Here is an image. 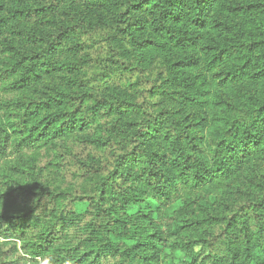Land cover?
Wrapping results in <instances>:
<instances>
[{
  "label": "rangeland",
  "instance_id": "374dc122",
  "mask_svg": "<svg viewBox=\"0 0 264 264\" xmlns=\"http://www.w3.org/2000/svg\"><path fill=\"white\" fill-rule=\"evenodd\" d=\"M179 1L162 0L163 10L153 9L152 15L139 12L141 0H94L101 5L88 0H0V70L12 68L8 83L0 82V135L8 141L0 151V264H42V256L28 254L25 246L54 238L58 213L36 216L44 205L38 200L53 197L51 190L61 183L72 190L67 197L78 196L86 178L107 174L116 149L109 138H118L123 152L148 148L161 153L174 140L172 129L195 144L193 150L202 145L192 170L205 172L208 179L180 183L179 195L164 207L159 197L150 204L129 201L128 196L125 203L115 195L101 201L113 215L110 240L140 253L161 234L166 241L157 244L160 264H207L211 243L227 222L242 230L249 225L251 232L264 228V218L248 213L255 206L259 212L264 200V0H205L199 16ZM160 12L166 14L164 24ZM135 14L140 25L125 39L129 53L123 58L146 84L130 90L98 75L102 60L122 56L103 38V30L116 26L119 17L126 26L127 15ZM178 38H185L187 45ZM11 48L18 54L13 59ZM9 59L12 67L7 66ZM84 60L96 66L80 69L78 63ZM34 72L41 78L28 85L24 80ZM79 84L81 93L76 92ZM50 98L54 105L42 109ZM72 98L79 118L96 107L102 113L93 121L94 131L74 126L53 139L66 159L47 166V159L17 147L25 128L41 131L56 115H65V126H72L67 120ZM39 106L43 112L37 117ZM108 108L114 129L103 120ZM252 117L256 125L249 127L246 122ZM150 123L153 131L141 137ZM240 140H259L261 145L255 144L256 153L215 180L216 146ZM139 187L140 198L154 192ZM91 188L94 184L87 190ZM116 216L121 219L115 221ZM17 221L23 224L16 227ZM64 236L55 237L60 247L56 256L62 254Z\"/></svg>",
  "mask_w": 264,
  "mask_h": 264
},
{
  "label": "trees",
  "instance_id": "16d2710c",
  "mask_svg": "<svg viewBox=\"0 0 264 264\" xmlns=\"http://www.w3.org/2000/svg\"><path fill=\"white\" fill-rule=\"evenodd\" d=\"M88 1L94 3V0ZM170 1L172 0H168V2ZM195 1L196 3H191V0H181L179 4L184 3L186 6L191 7V10L196 12V16H199L201 3L205 0ZM94 4L101 5L98 2ZM137 6L139 7V12L141 9L143 11H149L152 15L155 14L153 9H158L159 12L164 7L162 0H141ZM245 8H250V5L242 8H233V10L237 11L238 9L243 10ZM226 9L228 8L226 7ZM121 14L126 15V12H121ZM127 16L126 26H122L119 17L116 26L114 25L107 30H103V38L110 46L116 45L117 51H121L122 56L112 62L102 60L100 64L102 71L98 77L100 80L108 79L113 82L117 81V84L121 87L135 90L143 87L146 81L134 67L128 66L129 62L123 57H125L126 53H129L128 49L126 50L125 39L140 24L137 14ZM159 18H161L164 24L166 14L160 12ZM178 39L182 41L183 47L187 45L186 42H183L186 41L185 38ZM225 50L226 48L221 51ZM9 51L12 59L15 58V54H17L16 49L11 48ZM2 52L4 53V50ZM234 52L235 50H231V56ZM10 61L11 59H9L7 66L12 67ZM78 65L80 69H89L96 66V64H91V60L80 61ZM11 70L12 68H7L3 70L4 72L0 70V82L3 84L8 83L12 77V74H10ZM119 71L121 72L118 74ZM40 78L41 74L37 72L28 73L24 81L29 85L32 81H37ZM13 84L16 83L14 82ZM82 86V84L78 85L77 93H81ZM54 102V98H50L47 102L40 105L43 109L45 104L48 107H52ZM41 106L36 110L37 117L43 112ZM68 106L71 107V116L67 120L72 122V126H65V122L62 119L65 115H56L48 120L45 128L41 131L33 126L25 128V136L20 140V144L17 147L20 149L26 148V150L34 153L39 160L41 158L44 161L47 159L48 161L45 163L47 166L52 165L55 161L57 163L58 160L60 162L66 159L67 157L53 143V139L58 133L65 129L71 130L74 126L78 127V130L81 132L94 131L95 126L93 121L97 118L98 114L102 113L101 108L96 107L89 109L83 117L79 118L78 115L74 114L79 109H74L75 101L73 98ZM152 106L153 104L147 106L145 112H148ZM109 110L110 108L103 112V120L110 128L114 129V123L111 122L110 116H108ZM253 117L248 118L249 120L246 122V125L249 127L254 124L256 125V120ZM70 118L73 119L70 120ZM154 127L155 125L150 123L149 128H143L140 136L142 137L152 132ZM1 128L2 125L0 124ZM171 132L174 140H168L167 145L164 144L162 147L166 151L161 153L150 152L148 148H137L136 151L133 148L131 149L132 151L128 150V152H123L124 146L120 140L118 138L114 140L109 138L107 142L110 144L114 141L116 149L112 155L113 158L107 174L103 173L95 176V179L92 176L86 178V187L83 188L78 196L67 197L68 190H72L69 185L61 183L55 185L56 191L51 190L54 194L53 197L47 198V201L44 203L42 200H38V203L44 205H42L43 211L41 213L38 212L36 216L41 217V214L45 215L48 211L52 210L58 213V220L54 224V236L60 238V235H65L66 244L62 249V254L58 256L54 254V251H58L60 248L55 242V237L48 238L44 243L25 246L26 252L36 257L42 256V264H160L156 249L157 244L166 241L164 237L161 234V236L157 234L152 240L151 245L146 246L145 252L140 253L134 248L131 249L121 243L116 244L112 242L110 237L115 226L113 215L109 213V209L105 208V205L101 201H105L107 198L115 195L119 201L123 200L125 203H129L126 200L128 196L130 197L129 201L135 200L137 203L145 201L150 204L149 200L151 198L159 197L161 199L159 205L164 207L179 195L180 183L205 182L208 179V176L204 175L206 174L205 172L192 170V166L197 163L195 154L201 151L202 145L199 144L193 150L195 144L189 140L187 143L186 138H184L185 136L177 134L175 129H172ZM151 134L153 135V133ZM105 136H102V138ZM251 141L244 142L240 140L239 143H236V141L234 143L224 142L223 147L221 145L216 146L218 147L216 149L218 151L215 150V154H218V156L215 163V172H217L215 180L220 176L224 177L240 161L245 162L253 153L258 151L257 146L261 145L260 141L256 140L253 144H251ZM7 142L3 135H0V151L6 150ZM257 143L258 145L256 146L255 144ZM50 148L53 149L51 150ZM181 159L183 160L181 161ZM92 184H94V190L92 188L91 191L87 190ZM140 185H145L149 189H152V191L154 190V192L145 193L144 197L140 198L138 197ZM122 191H125V193H122ZM23 193L26 197H30L28 192ZM44 193L47 194L48 192ZM80 203H82L81 208L79 206ZM260 204L259 212L256 211L255 206L249 209V215L256 214L264 218V200ZM116 217L117 219L115 221L121 219V216ZM21 223L17 221L15 224L16 227H20L19 225L23 224ZM244 228L242 230L236 227L235 224L230 223V221L227 222L224 230L220 231L211 243L212 253L204 259L207 264H218L219 260L229 259L233 264H264V228H258L256 232H251L249 225ZM254 239L257 243L254 242Z\"/></svg>",
  "mask_w": 264,
  "mask_h": 264
}]
</instances>
